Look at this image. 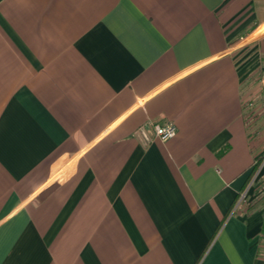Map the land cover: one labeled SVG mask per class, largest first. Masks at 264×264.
Wrapping results in <instances>:
<instances>
[{
	"label": "crops",
	"instance_id": "obj_1",
	"mask_svg": "<svg viewBox=\"0 0 264 264\" xmlns=\"http://www.w3.org/2000/svg\"><path fill=\"white\" fill-rule=\"evenodd\" d=\"M263 104L264 0H0V264H264Z\"/></svg>",
	"mask_w": 264,
	"mask_h": 264
},
{
	"label": "rangeland",
	"instance_id": "obj_2",
	"mask_svg": "<svg viewBox=\"0 0 264 264\" xmlns=\"http://www.w3.org/2000/svg\"><path fill=\"white\" fill-rule=\"evenodd\" d=\"M254 115V120L252 121V129H254V133L257 136L256 141L259 145L260 154L264 156V104L261 107H256L252 113ZM264 167H261L257 172V175L263 170ZM246 194L244 193L241 197L242 202L245 201L244 198Z\"/></svg>",
	"mask_w": 264,
	"mask_h": 264
},
{
	"label": "built area",
	"instance_id": "obj_3",
	"mask_svg": "<svg viewBox=\"0 0 264 264\" xmlns=\"http://www.w3.org/2000/svg\"><path fill=\"white\" fill-rule=\"evenodd\" d=\"M156 136L161 140L172 138L176 133V128L172 123L163 122L157 123L154 126Z\"/></svg>",
	"mask_w": 264,
	"mask_h": 264
},
{
	"label": "trees",
	"instance_id": "obj_4",
	"mask_svg": "<svg viewBox=\"0 0 264 264\" xmlns=\"http://www.w3.org/2000/svg\"><path fill=\"white\" fill-rule=\"evenodd\" d=\"M261 161V159L259 160V162ZM263 232H264V229H263Z\"/></svg>",
	"mask_w": 264,
	"mask_h": 264
}]
</instances>
